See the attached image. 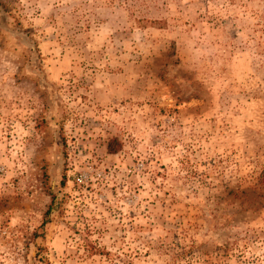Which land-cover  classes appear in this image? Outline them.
<instances>
[{
	"label": "rangeland",
	"instance_id": "rangeland-1",
	"mask_svg": "<svg viewBox=\"0 0 264 264\" xmlns=\"http://www.w3.org/2000/svg\"><path fill=\"white\" fill-rule=\"evenodd\" d=\"M0 264H264V0H0Z\"/></svg>",
	"mask_w": 264,
	"mask_h": 264
},
{
	"label": "trees",
	"instance_id": "trees-1",
	"mask_svg": "<svg viewBox=\"0 0 264 264\" xmlns=\"http://www.w3.org/2000/svg\"><path fill=\"white\" fill-rule=\"evenodd\" d=\"M113 144H117L116 141H111L109 144H108V152L111 153V154H114L116 152H118L120 149L117 145H113Z\"/></svg>",
	"mask_w": 264,
	"mask_h": 264
}]
</instances>
